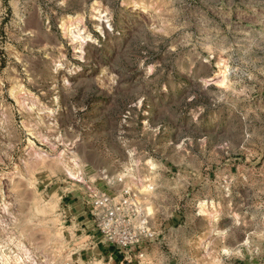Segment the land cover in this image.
Listing matches in <instances>:
<instances>
[{
	"label": "rangeland",
	"instance_id": "obj_1",
	"mask_svg": "<svg viewBox=\"0 0 264 264\" xmlns=\"http://www.w3.org/2000/svg\"><path fill=\"white\" fill-rule=\"evenodd\" d=\"M106 178L155 215L143 264H264V0H0V264H125Z\"/></svg>",
	"mask_w": 264,
	"mask_h": 264
},
{
	"label": "built area",
	"instance_id": "obj_2",
	"mask_svg": "<svg viewBox=\"0 0 264 264\" xmlns=\"http://www.w3.org/2000/svg\"><path fill=\"white\" fill-rule=\"evenodd\" d=\"M105 182L110 190L93 197L89 206L93 235L125 264H143L152 245L160 243V234L151 226L155 215L147 213L132 189L115 190L122 179L106 178Z\"/></svg>",
	"mask_w": 264,
	"mask_h": 264
},
{
	"label": "crops",
	"instance_id": "obj_3",
	"mask_svg": "<svg viewBox=\"0 0 264 264\" xmlns=\"http://www.w3.org/2000/svg\"><path fill=\"white\" fill-rule=\"evenodd\" d=\"M185 173H189L191 175L190 179H191V183L192 185H194L196 188L197 186L200 184L199 179L200 176H202V186L201 189L205 188L206 186H210L211 184V178H210V173H208L207 171H202L200 172L199 169L197 168H190L189 172H185ZM183 174V173H182ZM181 173L176 174L177 175V179L178 180H182L184 179L183 175ZM245 212L243 214V212H240V210H235L232 209L230 211V213L232 214H237L238 216H243L245 220L248 221V223L245 225V227H243V225L240 227L241 229V233H242V242L239 244V246H241L243 249L245 247V241L249 240L251 238L252 234H256L257 233V229H259V222L261 221V213L260 211V204H257L256 201H253L252 203H247L245 206ZM246 221V222H247ZM86 224V223H85ZM253 224V225H252ZM98 244H100L98 242ZM113 254V253H111ZM118 257H116L117 259ZM121 258V257H119Z\"/></svg>",
	"mask_w": 264,
	"mask_h": 264
},
{
	"label": "bare ground",
	"instance_id": "obj_4",
	"mask_svg": "<svg viewBox=\"0 0 264 264\" xmlns=\"http://www.w3.org/2000/svg\"><path fill=\"white\" fill-rule=\"evenodd\" d=\"M148 166H149V172H154L155 171V169H156V165L153 163V162H151V161H149L148 163ZM70 175H71V173H69ZM72 176V175H71ZM150 187L149 186H147L146 188H145V190H147V189H149ZM204 205V204H203ZM202 205V206H203ZM223 252L224 253H227L228 251L227 250H223Z\"/></svg>",
	"mask_w": 264,
	"mask_h": 264
}]
</instances>
